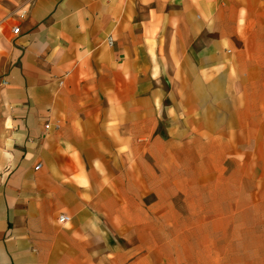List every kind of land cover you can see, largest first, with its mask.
<instances>
[{"label":"crops","instance_id":"0c3cea01","mask_svg":"<svg viewBox=\"0 0 264 264\" xmlns=\"http://www.w3.org/2000/svg\"><path fill=\"white\" fill-rule=\"evenodd\" d=\"M226 100L264 181V0H0V264H150L135 165Z\"/></svg>","mask_w":264,"mask_h":264},{"label":"rangeland","instance_id":"374dc122","mask_svg":"<svg viewBox=\"0 0 264 264\" xmlns=\"http://www.w3.org/2000/svg\"><path fill=\"white\" fill-rule=\"evenodd\" d=\"M230 105L215 114L213 138L205 116L196 126L188 115L163 120V144L153 135L146 162L135 165L146 184L131 181L128 222L148 246L150 264H264V181L253 178L254 144ZM262 119L264 133V108Z\"/></svg>","mask_w":264,"mask_h":264},{"label":"built area","instance_id":"2783aa9c","mask_svg":"<svg viewBox=\"0 0 264 264\" xmlns=\"http://www.w3.org/2000/svg\"><path fill=\"white\" fill-rule=\"evenodd\" d=\"M17 31H18V28H17V27H14V32H17ZM107 42H108L109 45H112V44H113L114 40H113L112 36H109V37H108ZM45 127H46V129H49V128L51 127L50 123H47V124L45 125ZM57 127H58V126H57ZM39 166H40V165H38V167H39ZM68 220H69V217H68L67 215H65V214H62V215H60V217H59V222H66V221H68Z\"/></svg>","mask_w":264,"mask_h":264}]
</instances>
